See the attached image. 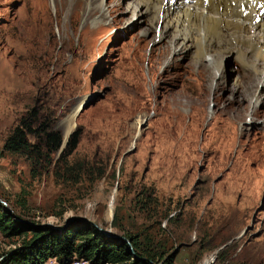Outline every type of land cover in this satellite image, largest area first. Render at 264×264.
Listing matches in <instances>:
<instances>
[{"label":"rangeland","instance_id":"rangeland-1","mask_svg":"<svg viewBox=\"0 0 264 264\" xmlns=\"http://www.w3.org/2000/svg\"><path fill=\"white\" fill-rule=\"evenodd\" d=\"M133 1L0 0L2 205L58 233L81 220L139 234L152 264H264V88L229 47L207 54L212 69L174 51ZM36 103L63 139L71 121L81 136L32 177L2 145ZM23 238L0 233V262Z\"/></svg>","mask_w":264,"mask_h":264},{"label":"trees","instance_id":"trees-1","mask_svg":"<svg viewBox=\"0 0 264 264\" xmlns=\"http://www.w3.org/2000/svg\"><path fill=\"white\" fill-rule=\"evenodd\" d=\"M80 136L75 129L62 146L61 132L54 129L50 116L36 103L19 117L2 148L23 155L29 161L31 176L35 177L52 163L54 154H58L56 160L70 155ZM19 205L24 207L25 201L21 200ZM15 215L0 202V233L9 238L24 236L21 245L6 253L0 264H44L48 258L74 257L93 264H152L158 257L162 258L150 244L142 243L139 234L126 235L127 243L124 239L108 238L93 224L81 220L58 233L46 225L17 221Z\"/></svg>","mask_w":264,"mask_h":264},{"label":"bare ground","instance_id":"bare-ground-1","mask_svg":"<svg viewBox=\"0 0 264 264\" xmlns=\"http://www.w3.org/2000/svg\"><path fill=\"white\" fill-rule=\"evenodd\" d=\"M128 7L133 15L150 13L153 16L158 38L172 30L174 51L180 47H195L205 58L210 52L229 47V53L244 64L254 78L255 88H264V0H134ZM203 57L201 63L211 69L215 67L217 61ZM217 63L218 67L220 63ZM215 118V115L211 117ZM72 126L73 121L66 126L64 137ZM229 136L232 146L234 134L229 133ZM113 203L114 197H110L109 219Z\"/></svg>","mask_w":264,"mask_h":264},{"label":"water","instance_id":"water-1","mask_svg":"<svg viewBox=\"0 0 264 264\" xmlns=\"http://www.w3.org/2000/svg\"><path fill=\"white\" fill-rule=\"evenodd\" d=\"M66 139H67V136L64 137V139H63V141H62V146L65 145V143H66ZM0 202H1L3 205H5V203H4L3 201L0 200ZM5 208H6V210L12 212V210H11L9 207H5ZM15 220L19 221V219H17V218H16ZM98 230L101 231V232H102L106 237H108V238H119V239H124L127 243H129V239L124 238V237H121V236H118V235H116V234H112V233L109 232L108 230H104V229H102V228H98ZM130 249H131V246H130Z\"/></svg>","mask_w":264,"mask_h":264}]
</instances>
